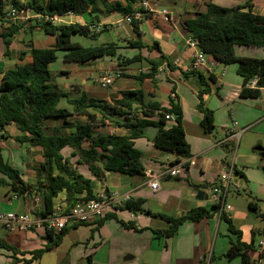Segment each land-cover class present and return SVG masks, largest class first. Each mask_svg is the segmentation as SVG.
<instances>
[{
  "label": "crops",
  "instance_id": "1",
  "mask_svg": "<svg viewBox=\"0 0 264 264\" xmlns=\"http://www.w3.org/2000/svg\"><path fill=\"white\" fill-rule=\"evenodd\" d=\"M117 1L124 4L123 0ZM148 1L152 12L145 15L141 24L144 21L153 23L151 41L146 39V32L141 30V24L138 33H135L131 25L122 22L124 15L116 12L106 16H98L97 21H94L89 14L69 15L58 19V24L64 25L91 24L95 32L106 26V30L103 32L113 31L116 36V40L109 43H114L118 47L117 55L129 59L140 55L143 58L141 61L128 65L121 64L117 57H103L85 64H75L82 67L78 68V74L82 77V84L74 86V96L78 97L84 92L87 97L111 101L119 99L122 91L141 89L144 94L150 96H146V100L157 101L162 107L167 108L169 101L175 102L181 110L182 129L189 147V158L193 160L194 164L186 166L178 177H158L159 173L176 162L178 158L170 152L155 148L148 135L147 138L135 139L133 145L140 152V160L144 168L143 173L149 171L157 178V189L152 191L145 180L140 182L135 178L117 173L105 172L101 175V181L95 180L87 164L81 162L79 149L64 148L61 155L68 158L81 175L92 180V192L97 194L103 190L112 196L116 202L114 207L109 209L105 216L99 220L104 219L100 225H97L99 221L78 224L79 226L75 229H69L67 233L80 226L90 228V235L85 244V252L87 253L84 258L86 264H203L204 258L208 259V264H241L240 257L228 259L225 256L230 243L235 241L236 236L228 230V225L220 217V214L224 213L231 220L233 228L240 232L242 243L249 244L253 234H255L256 248L251 255V260L258 261V264H264V248L260 254L257 252L258 242H264V158L255 151L257 147L252 151L240 148L242 134L252 124L257 123L259 125L256 127L259 133L254 132V134H264V87L260 89L258 98H240L242 78L236 73V66H224L209 56H207V63L203 68L197 71L189 70L195 49L186 45L185 41L188 34L183 29L181 22L185 18L195 17L196 13L203 8L204 0ZM208 1L225 8H232L250 1L252 12L264 16V0ZM161 10L168 12V20L159 14ZM30 24L26 20L24 29ZM24 29L19 30L13 36L8 56L4 55V47L2 50L0 46L2 57L9 60L14 58L18 61L15 63V68L31 63V57L28 53L20 60L21 52H29V48L23 41L17 45V48L14 47L16 36L22 33L23 37H27ZM4 32L3 25H0V35ZM34 32L41 31L35 29L30 35ZM129 40H139L149 47L153 43H157V47L151 50L126 48L125 41ZM31 41L36 47L34 41L32 39ZM0 42H2L1 37ZM54 43L42 48L52 47ZM126 50L130 51L126 54ZM234 53L240 57L264 58V49L256 47L234 46ZM147 60L157 63V69L163 68V66L165 69L156 72L155 84L150 80H144L140 86L135 78L140 74L149 72L150 64ZM167 63L170 64V67L165 66ZM109 73L116 77L110 86L103 88L99 84V77ZM61 74L69 75L70 72L62 70ZM184 74L187 75L184 76ZM201 80L205 85L201 84ZM204 88L207 92L199 99L198 94ZM170 94L175 95L174 99L170 97ZM200 103L203 108L213 113L214 129L211 133L205 132L201 126L202 113L198 109ZM68 110L71 112V109ZM68 119L70 121H84L85 118L72 114ZM117 120L120 124L125 121L123 118ZM173 120L174 117L172 116V119L167 121L166 128L174 124ZM232 120L237 122L235 130L237 132L242 131L235 142L228 140L227 133ZM49 122L51 121H47L46 124L48 125ZM105 126L109 125L102 127ZM10 127L12 126L6 127L5 130ZM102 127L95 128L97 133L128 134V130L121 125H115L108 133L103 132ZM14 131L15 134L11 135L12 137L19 135L17 130L14 129ZM61 133L68 135L72 133V129H64ZM22 146L29 148V146ZM89 146L87 140H82V149H89ZM261 146L263 147V145ZM225 148L229 151H226ZM39 151L41 153L40 149ZM231 153L234 154L231 155ZM39 161L42 162L41 158ZM229 164L232 165L233 170L235 169L242 176L233 173L225 198V203L230 206V210L219 213V210H211L212 204L207 200V197L212 186L216 184L218 175ZM21 176L23 178L22 174ZM29 184L33 185L32 183ZM199 191L203 192L202 200L196 199V194ZM4 193L0 192L1 211L25 213L33 205V201L29 198L13 200L11 196L5 197ZM125 197L140 200L141 208L146 206L144 210L151 213L177 217L200 207L206 208L212 213L209 217L197 222L185 221L178 227L176 235L172 238L158 237L154 231L167 229L168 223L160 218L142 213L115 209V205L118 206ZM64 199V194H61L58 197V202L61 201L62 203ZM39 200L42 208L43 203L40 195ZM107 215L109 216L106 218ZM123 224H131V227H125ZM44 235L42 232H15L10 234L0 226V239L16 247L19 252H31L41 248L45 244ZM60 243L53 248L58 247ZM0 251L6 252V254L0 252V264H10L12 262L11 253L4 249H0ZM18 257L27 259L29 256Z\"/></svg>",
  "mask_w": 264,
  "mask_h": 264
},
{
  "label": "trees",
  "instance_id": "2",
  "mask_svg": "<svg viewBox=\"0 0 264 264\" xmlns=\"http://www.w3.org/2000/svg\"><path fill=\"white\" fill-rule=\"evenodd\" d=\"M140 0H123L124 4L117 0H0V25L5 32L0 35L4 47V55H9V46L13 36L24 24H11L3 18L5 7L11 5L19 13L29 12L32 19L27 26L25 34H31L35 29L44 35L53 37L55 43L49 48H36L31 39L23 41L29 52H21L20 60L28 53L31 57L30 64L17 66L14 69L0 71V138L5 140L12 138L19 145L39 148L41 150L42 162L35 169V184L25 182L21 173L4 160L2 147L0 146V189L5 192V197L40 195L43 203L42 215H45L57 204H65L69 209L77 201H87L94 197L92 192V180L81 175L69 162L68 158L61 155V151L68 148H78L81 155V162L87 167L95 180L101 181V175L105 172L117 173L122 176L135 178L138 181L145 180L144 168L140 160V152L134 148L133 141L137 138H147L146 128L157 127L158 131L150 140L153 146L159 150L170 152L177 158L189 157V147L186 143L181 124V110L179 106L169 101L167 108L162 107L159 102L146 100V95L141 89L126 90L120 93L119 99L111 101L97 100L87 97L82 92L76 99H67L71 105V112L68 109L58 108L62 97L67 98L56 85L50 84L49 65L57 60V53H61L64 63L85 64L103 57H117L121 64L141 61L143 58L136 55L132 58H123L116 54L118 47L114 43H106L97 47H82L77 43H71L73 35L85 38H96L103 31L95 32L91 24L81 25L73 23L69 25L53 24L44 20L48 18H61L69 15L82 16L89 14L97 21L98 16H106L116 12L122 15H129L135 11H141L138 3ZM147 14V13H146ZM145 14V15H146ZM141 21H133L131 26L135 33H138ZM181 25L192 38L198 48L216 62L227 66L235 65L236 73L242 78V87L239 92L240 98H258L260 89L264 87V58L240 57L234 53V46L256 47L264 49V16L252 12L250 1L232 8L220 7L210 1L203 3V8L198 11L195 17L182 20ZM126 48L149 50L156 49L157 43L151 47L142 44L139 40L125 41ZM150 70L146 74H140L135 80L138 85L144 80H150L155 84V75L158 64L147 60ZM167 67L170 64L167 63ZM192 73V72H191ZM187 74H184L186 76ZM256 78V87L249 88L247 83ZM201 84L205 85L201 80ZM207 92L204 88L198 98ZM202 113L201 126L207 133L214 129L212 111L198 105ZM72 114L84 117V121H70ZM174 117V124L166 128L165 115ZM125 121L120 124L117 119ZM47 121L60 122V125L48 127ZM106 121L121 125L128 130L127 135L97 133L95 128L105 125ZM12 126L19 132V135L10 137L5 133V128ZM64 129H72V133L64 135ZM87 140L89 149H82V140ZM229 151V149H226ZM74 155V154H73ZM264 169V166H263ZM234 173L242 176L235 169ZM60 194L65 199L58 202ZM115 209L126 210L133 213H142L147 216L160 218L168 223V228L154 231L158 237L172 238L176 235L178 227L185 221L197 222L209 217L212 211L218 208L212 205L211 210L196 208L189 214L173 217L159 213H151L141 208V201L128 198ZM109 215L106 216V218ZM220 217L228 225V230L236 236L234 242L230 243L226 258L240 257L241 264H258L251 260L255 251V238L249 244L240 241V232L232 226L231 220L224 215ZM104 220V219H103ZM102 220V221H103ZM99 221L97 225H100ZM130 228V225L123 224ZM79 225L67 226L60 232L54 234L46 232L43 239L45 244L31 252H19V250L0 239V249L11 253L10 264H33L41 256L57 246L62 237L69 229H75ZM28 255L27 259L18 256Z\"/></svg>",
  "mask_w": 264,
  "mask_h": 264
},
{
  "label": "built area",
  "instance_id": "3",
  "mask_svg": "<svg viewBox=\"0 0 264 264\" xmlns=\"http://www.w3.org/2000/svg\"><path fill=\"white\" fill-rule=\"evenodd\" d=\"M138 6L141 11H135L129 15L123 16L122 22L124 24L131 25L133 21H142L145 18L146 13L152 12V8L148 0H141ZM4 14L5 16L3 19L6 22L15 24L18 20L19 12L11 5L5 7ZM159 14H161L165 20H168V12L166 10L159 11ZM58 19L59 18L56 17H44V20L50 21L53 24H58ZM185 43L187 46L195 49V53L193 54L190 62L189 70L197 71L203 68L207 63V55L198 48L196 42L192 38L188 37ZM165 66L167 67V64ZM163 68L165 69L164 66ZM163 68H159L157 71H162L164 70ZM115 77L116 76L110 73L100 75V86L103 88L110 86ZM247 86L249 88H255L256 78L250 80L247 83ZM170 97L174 99L175 95L170 94ZM165 119H172V115H165ZM236 126L237 122L232 120L230 127L227 129L228 140H233L235 142L242 133V131L237 132L235 130ZM193 164V160L189 157L178 158L176 162H173L170 166L159 173L158 177H178L186 166H192ZM233 173L234 171L232 165L229 164L225 166L223 171L218 175L216 184L212 186L209 196L207 197V200L212 205L217 206L219 213L228 212L230 210V206L225 203V198L231 184ZM144 175L147 186L152 191H156L158 186L157 178L149 171H146ZM11 198L13 200L19 199L15 195L11 196ZM26 198L31 199L33 201V205L30 210L25 213H16L13 211L5 212L0 210V226L5 232L10 234L15 232H42L45 234L48 231L56 234L67 226L95 223L101 220L107 211L114 207V203H116L114 202L112 196H109L105 191L101 190L99 193L94 194L92 199L87 201H77L69 209H66L65 204H57L51 212L42 215L41 212L43 211V206L41 208L39 195L36 194L30 197L26 195L24 196V199ZM127 199V197L123 198L118 205H121ZM263 248L264 242H258L257 252H259V254L262 252ZM255 263H258V261H255ZM203 264H208V259L204 258Z\"/></svg>",
  "mask_w": 264,
  "mask_h": 264
},
{
  "label": "rangeland",
  "instance_id": "4",
  "mask_svg": "<svg viewBox=\"0 0 264 264\" xmlns=\"http://www.w3.org/2000/svg\"><path fill=\"white\" fill-rule=\"evenodd\" d=\"M207 1L208 0H204V2ZM30 15L31 14L26 11L20 12L18 15L19 23L17 24H23L24 22H26V20L28 21L29 19H32L30 18ZM5 26L6 25H3V27ZM140 27L143 32H146V39L151 41L150 37L152 35L153 23L150 21H144ZM16 37L17 39H14L15 48H17V45H20L19 43L21 41H26L29 38L34 41L35 46L38 48L48 47L50 43H54L53 38L45 36L42 32H34V34L32 35L27 34V37H23V34L21 33ZM113 40H116V36L113 31L103 32L94 39H87L79 35H73L70 38L71 43H78L82 47H97L109 43ZM0 46L3 50L2 42H0ZM14 47H12V49H14ZM128 51L130 50H126V54ZM15 63H18V61L14 58L9 60L8 58L2 57L0 54V71L3 72L6 69L15 68ZM78 68L82 67L73 63H64L60 53H57V60L54 63L50 64V84L56 85L59 90L67 94V98L62 97L60 99L58 103V108L71 109V105L68 104L67 99L78 98L74 96L73 92L74 86H80L82 84V77L80 76V74H78ZM62 70H67L70 72V74H61ZM87 82L88 84H90L89 81ZM53 125H60V122H49L48 124V126L50 127H53ZM105 125L109 126L102 127V125H100V127H102L101 130L105 133H108L112 129V127H115L116 124L110 121H106ZM249 127L250 128L245 131L244 134H242L240 148H246L252 151L255 147H262L261 145H263L264 147V134H254V132L259 133L258 128H256L259 127V125L255 123ZM4 134H7L8 136L12 137L11 135L15 134V131L12 127H10L5 130ZM0 145L2 147V155L4 160L7 161L10 165H12L15 169L20 171L23 175V179L26 182L35 184V169L38 168V164L41 162L39 161V159L41 158L42 160L39 148H24L22 145H19L15 141H13L12 138H8L5 140L0 138ZM236 150L238 153L237 148ZM233 154L231 153V155ZM3 191V189H0L1 193H3ZM59 196H61V194ZM89 235L90 228L85 226H80L76 230L70 231L62 239L58 247L53 248L51 251L44 253L40 260H38L34 264H86V259L84 258L85 254L87 253L85 252V244L89 238ZM3 253L6 254V252ZM2 261L4 260L2 259Z\"/></svg>",
  "mask_w": 264,
  "mask_h": 264
},
{
  "label": "water",
  "instance_id": "5",
  "mask_svg": "<svg viewBox=\"0 0 264 264\" xmlns=\"http://www.w3.org/2000/svg\"><path fill=\"white\" fill-rule=\"evenodd\" d=\"M158 131L157 127H148L146 128V133L148 135L149 140H152L154 138V136L156 135ZM255 151L261 154V157L264 158V150L260 147L255 148ZM202 196H203V192L199 191L196 194V199L197 200H202ZM143 209H146V206H142ZM190 212H188L187 214H189Z\"/></svg>",
  "mask_w": 264,
  "mask_h": 264
}]
</instances>
